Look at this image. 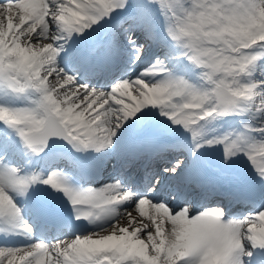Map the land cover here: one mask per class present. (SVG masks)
<instances>
[{"label":"bare ground","instance_id":"bare-ground-1","mask_svg":"<svg viewBox=\"0 0 264 264\" xmlns=\"http://www.w3.org/2000/svg\"><path fill=\"white\" fill-rule=\"evenodd\" d=\"M2 1L3 3H0L2 56L6 61H13L18 66L11 68L7 77H0V264H88V257L93 264L95 259L88 256L92 251L98 254L97 258L105 254L106 258L97 261L98 264H104L107 260L111 264H151L153 254L158 249L154 229L161 230L165 237L162 245L167 244L157 257V263L217 264L219 260H225L230 264H247L246 258L250 256L253 259L250 264H261L259 261L264 258L259 254L260 243L257 242L254 248H251L244 244L242 239L252 232L254 224L261 226L264 209L257 213L250 211L262 207L264 201L257 206L239 205L229 210L225 218L220 217L223 211L217 212L215 209L201 211L191 218L185 216L182 210L174 214L168 212L162 204L163 200L171 198L173 194L169 183L164 187L161 184L155 188L151 191L155 193L149 195L150 197L140 196L139 193L147 192L151 186L156 187L154 175L160 170L159 165L163 157L175 155L176 152L183 154V147L179 142L169 145L164 151L162 148L153 150L154 158L145 167L142 168L137 163L136 184H133V181L127 185L117 184L112 180L104 182L108 177L105 171L103 178L94 184L93 191L96 194L108 192L116 203H109L110 199L103 197L100 207L84 212L91 220L92 232L89 235H73L71 230L66 229L56 234L60 239L54 242L35 241L31 238L32 232L30 227H27L29 226L27 217L30 215L27 203L30 195H35L30 191L32 184L45 187V190L39 189L45 197L58 195L62 197V192H66L67 189L70 196H76L71 199L73 207L81 206L79 198L86 202L93 201L92 195L83 193V186H76L74 182L67 181L64 172L41 169L38 162L35 163L32 149H25L23 140H19L24 133L42 126L43 114L49 111L57 112L61 122L68 126V132L71 133L75 144L95 145L102 142L107 153L113 157L116 142L104 138L110 133L108 128H116L121 117L126 118L125 123L131 124L126 112L134 108L132 103L134 100L142 105L145 115H149V110L157 107L149 104V99L165 95L170 99L168 106L172 108L168 116L174 120L159 127L167 131L169 137L186 136L180 128L188 125L189 121H197L199 127L204 125V128H209L211 132L209 136L215 138L213 134L215 131L207 124V120L195 115L200 107H204L211 100L210 84L235 89L237 86L234 83L238 82V76L234 62L226 69L222 68L220 76L216 74L205 76L200 69H192L174 57L175 51L164 50L159 53L155 48L140 63L145 65L151 61L147 69L140 71L128 83L125 80L117 83V87L126 85L125 92H131L123 95L131 102H120L116 96H111L118 94L116 87L92 93L93 89L82 83L81 79H76L73 74L62 70L60 53L66 49L67 43L61 39L64 36L62 30L65 24L61 20L63 15L61 13L64 11L66 0H49L51 15L47 20L41 16L40 0ZM177 3H183L188 8L196 6L193 0H171L172 6ZM238 6V0H225L223 7L236 9ZM256 6L258 9H264V0H256ZM158 8L159 5L154 0L146 3H138V0L127 2L126 9L136 12L144 19V21L126 17L122 19L130 23V28L119 32L117 38L122 42L125 53L131 58L146 44L144 28L142 30L141 28L153 26L154 29H159L155 24ZM233 18L234 13L228 10L222 12L217 10L212 16L198 13L193 27L197 32H204L210 27L231 35L238 31L235 22L232 21ZM226 20L230 21L231 26L225 25ZM25 63L28 64V69L24 72ZM118 66V75L111 79V82L125 75L131 63L123 61ZM227 74L232 75L230 80L226 79ZM25 77H30L32 84L19 87ZM251 77L256 82L254 86L262 90L259 95H264L263 67H259L258 73ZM31 96L36 97V100L30 98ZM39 97L42 102L38 100ZM262 106L264 108V100ZM184 111L194 117L182 116L180 113ZM148 129L143 127L136 131L141 133ZM187 131L190 132V136H195L192 128H188ZM253 133L264 138V128ZM16 152H23V160L15 156ZM257 152L260 153L254 162L264 158V148H258ZM49 157L50 159H46L41 165L49 164L54 168L55 165L64 164L67 168L71 167L70 159L67 160L61 151ZM220 159L223 160L222 157ZM242 161L233 163L230 169L221 161L218 167L224 173H230L234 172L238 165H243ZM20 169H23L22 173H17ZM131 189L134 193L128 194V190ZM150 198L162 201H152ZM118 202L121 204L116 205ZM246 212L249 213L245 214ZM243 214L244 216L240 217ZM59 218L64 222L63 217ZM205 225L208 231L201 228ZM12 233L20 236V239L13 237ZM47 235H51V231H45L36 238L45 239ZM113 238H116L117 242H114ZM172 239H177L173 245L169 244ZM133 245L142 249V260L134 254ZM105 249H108L107 253Z\"/></svg>","mask_w":264,"mask_h":264},{"label":"rangeland","instance_id":"rangeland-1","mask_svg":"<svg viewBox=\"0 0 264 264\" xmlns=\"http://www.w3.org/2000/svg\"><path fill=\"white\" fill-rule=\"evenodd\" d=\"M106 1L109 2L108 0H106ZM194 2L198 6L196 9H188L185 6L179 4L182 7V9H183V11H184L186 16H190L191 17L192 15L197 14L199 9L207 11V9L210 7V3L208 1H203L202 2L200 0H194ZM75 4H76V8L83 12V13L80 14L79 17L88 16L89 18L92 17L94 20L97 19V21L102 19L101 16L98 17L95 14V10L99 6L97 8H95V9H93V10H90V9H88L86 7L78 5L77 3H75ZM255 5L256 4L254 2H252V1L247 3V5L244 6L245 7V11H244L243 15L238 14V16H237V21H238V24H239V32L242 35H249L254 29L256 31H258L259 28L261 27L260 23L264 22V18L257 19L255 24H253L252 26H247V25L250 24V17H251L250 13L252 12V10L255 7ZM117 7L118 6L115 3L109 2L108 4H105V11L108 14H112L113 16H115L116 14H118V13H116V8ZM171 20H172V23H170V26H172L175 29L177 27L178 30L177 29L176 30H177V32L179 34L182 32L184 34L185 38H187V37L188 38H193L194 37V36H192L193 33L191 32L190 28L188 30H185V29L182 30L180 28V25H179L180 22H179V20L176 19V17L174 16L173 13H171ZM95 22H96V20L93 21V23H95ZM205 25H207V24H205ZM204 35L207 37V39L214 40V41H220V40H225L226 39L225 36L220 37V36L223 35V31H216V30H214L213 28H210V27H208L206 29V34H204ZM199 38L201 40H205L204 37H199ZM214 41H208V43L212 44ZM196 46L200 47V45H196ZM13 65H14V63L12 64V62H4V59L2 58V55L0 54V70L2 71V73H6L7 69L10 66H13ZM242 67H243V62L240 61L239 62V66H238L239 72L241 71ZM27 79L25 81L26 83H24V84L25 85H30L31 83H28L29 79L28 80ZM176 240L177 239H175V240L172 239V240H170V242L175 243ZM165 247L166 246L164 245V246H161L160 249H157V254H160V252L162 253V251L164 250Z\"/></svg>","mask_w":264,"mask_h":264}]
</instances>
